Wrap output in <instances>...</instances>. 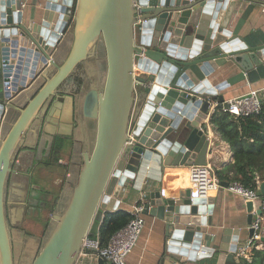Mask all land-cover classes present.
Listing matches in <instances>:
<instances>
[{"label": "water", "instance_id": "water-1", "mask_svg": "<svg viewBox=\"0 0 264 264\" xmlns=\"http://www.w3.org/2000/svg\"><path fill=\"white\" fill-rule=\"evenodd\" d=\"M257 5L264 0H44L25 20L27 7L0 0V264H75L84 239L97 235L106 215L119 209L129 180H146L145 211L168 218L172 256L196 262L214 252L201 246L216 191L191 201L177 170L210 161L208 129L201 123L218 91L264 81V35L253 45L240 34ZM66 32L70 45L59 61ZM85 64L96 94L92 141L81 124L84 148L75 182L57 199L38 246L27 245L20 258L7 202L16 158L34 147L26 139L35 126L40 137L56 134L59 123L67 128L76 122L75 95L63 86ZM211 77L222 80L214 86ZM138 86L146 104L135 113ZM28 88L34 92L21 106ZM87 97L84 91L79 99ZM247 208L251 224L255 201L247 200ZM219 250L227 255L224 246Z\"/></svg>", "mask_w": 264, "mask_h": 264}, {"label": "crops", "instance_id": "crops-1", "mask_svg": "<svg viewBox=\"0 0 264 264\" xmlns=\"http://www.w3.org/2000/svg\"><path fill=\"white\" fill-rule=\"evenodd\" d=\"M42 1L44 0H31L29 2L24 15L25 20H29L33 6L36 5L37 7L38 11L36 14L39 12L40 9L38 5H40ZM245 7L246 3L237 6L232 19L233 28L241 17ZM240 34L253 45L255 44L253 41L254 39L257 40V37L263 39L264 5L256 6ZM67 35L68 33L66 32L61 40V48L59 47L60 49L58 48L57 50L56 57L59 61L64 59L66 51L69 49L70 39ZM223 78L225 80L224 82H226V77ZM210 79L214 86L217 82L222 80H214L213 77ZM224 82L222 84H224ZM263 87V80L255 83L244 80L233 85L227 84L222 90L218 91V98L211 100L225 102L233 97L245 94L251 89ZM141 90L142 88L138 86L135 113H137L141 107L143 109L146 104H144V96H141ZM29 91L30 89L28 88L27 95L18 100L17 103L19 105L24 106L27 102V98L32 96L34 90L30 93ZM219 96H222V99H220ZM213 110L214 109L210 107L207 118L202 121L201 125L208 129V138L211 146V150L207 156L210 160L208 163L214 165L216 170H218L232 163L234 158L230 145L221 138L210 123V114ZM17 113L16 110L12 109L10 111V120H14ZM75 124L76 122H73L66 128V124L62 127V123H59L56 134L52 135L42 132L40 137L39 125L35 126L34 130L28 134L26 139L30 144L34 145V147L23 148L16 158L14 172H12L8 183L7 202L14 243L16 244L15 248L18 250L20 258L23 255V251L27 248V245L36 248V245L38 246L40 240L47 231L48 221L45 222L44 220L41 222L42 230H40L38 234H31L24 227V223H26V219H28L29 215L33 214V212L39 213L31 209L34 208L33 206L35 204L32 200L34 192L43 193V201H52V204L48 203L47 207L52 213L55 203L61 193L68 185L75 182L79 166L81 165L83 150L77 135L75 139L71 138L69 141L65 139V136H73L76 127ZM134 125L135 121L132 120L131 129H133ZM75 131H78V129ZM53 153H55L54 156H52ZM50 168L54 170L56 168L58 171L51 173ZM189 170L190 167L185 173H181L177 170V173L182 175L180 178L182 188L187 189L191 187L188 178ZM48 179L51 183L50 186H53L52 190L50 186L46 184V182H49L47 181ZM261 183L262 182H260V185ZM162 184L163 182L161 181L159 187ZM125 188V193H123L119 199L120 204L118 210L131 212L133 206L138 203L144 207V198L147 191L146 180H141L140 184L137 183L136 180H129ZM55 190L56 192H54ZM261 194L264 196L263 193ZM215 198L216 200L212 213V226H209L208 231L204 234V241L201 246L203 249L208 248L214 250L212 254L206 251L208 255L202 258L199 257L196 262H182L178 258H175L167 251L166 243L169 235L167 234L166 224L168 218L166 217V219L163 220L156 215V212L152 213L144 209L141 213L145 221L144 227L137 245L127 256V264H244V260L250 263L256 261L255 264H264V235L261 237L260 242L257 243L259 247L256 248V250L262 251L261 257L255 256L254 249H247L244 253L241 251V249L246 247L254 237L252 224L261 213L260 202H255V209L254 212H252L253 221L250 224V214L247 208L248 199L241 195L231 193L226 188L216 191ZM53 205L54 207L51 209ZM236 244L238 246L237 250L231 251L232 247H235ZM223 246L227 255L221 257L219 248H223ZM199 253H202V250H200ZM75 264H99V259L93 255L92 250L83 249Z\"/></svg>", "mask_w": 264, "mask_h": 264}, {"label": "built area", "instance_id": "built-area-1", "mask_svg": "<svg viewBox=\"0 0 264 264\" xmlns=\"http://www.w3.org/2000/svg\"><path fill=\"white\" fill-rule=\"evenodd\" d=\"M20 2L22 8H26L31 0H16ZM139 8L138 3H136ZM65 33H62V37ZM264 87L251 89L245 94L233 97L224 102L211 101V108L220 107L223 111L230 113L236 117H248L259 115L263 109ZM129 136L133 139L134 136L130 131ZM191 184V201L197 198H207L209 192L218 191L226 188L229 192L241 195L246 199L260 202L261 213L253 222L254 237L250 240L246 247L241 251L256 249L261 237L264 235V196L259 190V185L256 188L247 187L238 181L228 183V186H223L222 181L217 175L214 165L207 163L206 165H193L190 167L188 175ZM144 207L141 204L133 206L131 210L132 219L130 222L117 231L104 246L100 240L87 236L83 241V249L92 250L93 255L98 259H103L107 264H127V256L137 245L140 234L144 227V219L141 215Z\"/></svg>", "mask_w": 264, "mask_h": 264}, {"label": "trees", "instance_id": "trees-1", "mask_svg": "<svg viewBox=\"0 0 264 264\" xmlns=\"http://www.w3.org/2000/svg\"><path fill=\"white\" fill-rule=\"evenodd\" d=\"M210 123L233 151L234 161L216 170L220 180L228 183L238 181L247 187H258L259 182L264 181V99L259 115L236 117L216 107L210 114ZM131 219L132 214L128 211L110 212L102 222L99 233L92 237L99 239L104 246ZM254 252L256 257H261L262 251L254 249ZM255 262L244 260V264Z\"/></svg>", "mask_w": 264, "mask_h": 264}, {"label": "flooded vegetation", "instance_id": "flooded-vegetation-1", "mask_svg": "<svg viewBox=\"0 0 264 264\" xmlns=\"http://www.w3.org/2000/svg\"><path fill=\"white\" fill-rule=\"evenodd\" d=\"M86 66V67H85ZM88 66L80 65L77 67L74 74L69 78V80L63 86V89L66 92L72 93L75 95V107H76V127L74 129L73 136H65L66 140L69 141L71 138L75 139V136H78L80 140V146L83 150L84 148V141H83V134L81 129V124L84 125L86 131V137L89 138V143L92 141L94 127H95V100L96 94L89 88V85L94 81V78L87 77L86 75V68ZM87 92L88 97L87 101L83 102L80 101V96L84 91ZM78 123V124H77ZM78 129V131H75Z\"/></svg>", "mask_w": 264, "mask_h": 264}, {"label": "rangeland", "instance_id": "rangeland-1", "mask_svg": "<svg viewBox=\"0 0 264 264\" xmlns=\"http://www.w3.org/2000/svg\"><path fill=\"white\" fill-rule=\"evenodd\" d=\"M70 41V40H69ZM68 41V42H69ZM66 47V46H65ZM55 153L52 154V156H54ZM55 167V166H54ZM50 171L51 173H54L55 171H58L56 168L55 170L53 168H50ZM49 181V179L47 180ZM47 185H51L50 181L49 182H46ZM50 189L52 190L53 189V186H50ZM56 192V190L54 191ZM43 198V193H40V192H34L33 194V197H32V200L34 201V208H31V209H34L36 212H39V213H35L33 212V214L29 215L28 216V219H26V223H24V227L26 228V230L28 232H30L31 234H38L40 233L39 231L42 230L41 227V222L44 220L45 222L50 221V216H51V210L48 207V203L52 204V201H49V202H45L42 200ZM45 227V225H44Z\"/></svg>", "mask_w": 264, "mask_h": 264}]
</instances>
